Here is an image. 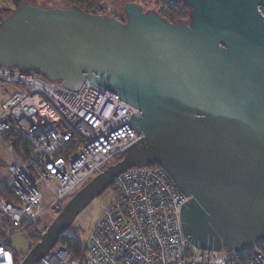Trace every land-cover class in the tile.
<instances>
[{
	"label": "water",
	"instance_id": "water-1",
	"mask_svg": "<svg viewBox=\"0 0 264 264\" xmlns=\"http://www.w3.org/2000/svg\"><path fill=\"white\" fill-rule=\"evenodd\" d=\"M173 23L137 2L125 20L24 4L0 21V67L136 107L142 137L77 190L19 264H36L88 204L131 167L157 165L189 199L184 236L202 251L264 241V0H184Z\"/></svg>",
	"mask_w": 264,
	"mask_h": 264
},
{
	"label": "built area",
	"instance_id": "built-area-1",
	"mask_svg": "<svg viewBox=\"0 0 264 264\" xmlns=\"http://www.w3.org/2000/svg\"><path fill=\"white\" fill-rule=\"evenodd\" d=\"M264 18V9L259 7ZM0 81L18 86L0 106V134L10 136L1 179L0 264H15L12 239L47 212L55 215L83 184L142 137L129 123L133 105L83 82L76 89L33 71L0 67ZM116 197L102 205L73 258L56 243L36 264H264L259 242L247 251H202L181 229L184 196L162 168L131 167L112 183ZM4 221H7L5 223ZM5 224H4V223ZM6 226V227H5Z\"/></svg>",
	"mask_w": 264,
	"mask_h": 264
},
{
	"label": "rangeland",
	"instance_id": "rangeland-1",
	"mask_svg": "<svg viewBox=\"0 0 264 264\" xmlns=\"http://www.w3.org/2000/svg\"><path fill=\"white\" fill-rule=\"evenodd\" d=\"M25 1L28 4H37L39 7H43V8L54 7V6L65 8L69 6L66 0H0V16L4 17L7 13L11 11V9H14L16 6L24 4ZM161 1L162 0H104L103 9L99 14L106 15V16H113L120 20H125V14L123 11L125 3L137 2L145 10L151 8L155 12H158L160 11ZM17 87L18 86L3 84L0 81V106L4 102V100L8 97V95H10L13 91H16ZM10 140H11L10 136L0 134V182L2 184L4 183V179H1L3 166L5 162H7L9 159L8 154L5 150V147L11 143ZM115 158L113 159L111 164L115 162L114 161ZM150 166L151 165L147 167H150ZM115 197H116V192L114 190V186L113 185L112 187L109 186L100 195H98L94 200H92L88 204V206L75 218L69 230L76 231L78 234V238L81 240V242L82 243L85 242L88 230L90 229L94 220L100 214L102 205L111 203ZM68 200L69 198L65 200L62 207ZM56 215L52 212L45 213V215L41 217L39 220L28 225L29 227L24 226L21 232L13 237L12 242H11L12 253L17 254L19 256L18 264L20 263V261L23 259L25 254L28 252V250L33 245L27 233L32 230L41 235L42 232L51 223V221L55 218ZM4 222L7 223V221H4ZM14 233H15V229L8 225L6 232L4 233L0 232V239H2L5 234H9L12 237Z\"/></svg>",
	"mask_w": 264,
	"mask_h": 264
},
{
	"label": "trees",
	"instance_id": "trees-1",
	"mask_svg": "<svg viewBox=\"0 0 264 264\" xmlns=\"http://www.w3.org/2000/svg\"><path fill=\"white\" fill-rule=\"evenodd\" d=\"M66 2L69 4V6L77 7L80 10H82L83 12H85L86 14L100 15L99 13L103 9L104 0H66ZM12 10L13 9H11V11ZM9 13H7L6 15H8ZM158 13L162 17L168 19L169 21L176 23V22L188 21L190 9L188 8V6L186 5L184 0H162L160 11ZM2 17L0 16V21H1ZM16 69H18V68H16ZM34 73L43 79H47L44 75L38 74L36 72H34ZM121 157L122 156L116 157L114 161L116 162ZM150 167L151 168H159V166H157V165H151ZM111 187H112V185H111ZM0 196L4 197L6 199L12 198L11 195L9 194V192L7 191V189L5 188V186L1 182H0ZM27 235H28V237L31 240V243L33 245L36 242H38V240L40 238V234H38L32 230L29 231L27 233ZM57 243H61L66 249H68L71 252L73 258H77L80 255L81 248H82V242L78 238V234L76 231H72L69 229L66 230L59 237V240ZM10 247H11V245H10ZM257 248L262 254H264V241H260ZM13 256H14L15 264H18L19 256L17 254H14V253H13Z\"/></svg>",
	"mask_w": 264,
	"mask_h": 264
},
{
	"label": "flooded vegetation",
	"instance_id": "flooded-vegetation-1",
	"mask_svg": "<svg viewBox=\"0 0 264 264\" xmlns=\"http://www.w3.org/2000/svg\"><path fill=\"white\" fill-rule=\"evenodd\" d=\"M144 10H145V9H144ZM146 10H153V9L150 8V9H146ZM158 12H159V11H158ZM158 12H157V13H158Z\"/></svg>",
	"mask_w": 264,
	"mask_h": 264
}]
</instances>
